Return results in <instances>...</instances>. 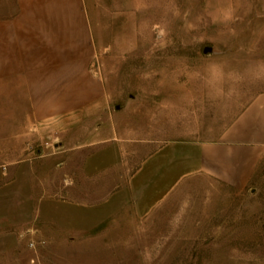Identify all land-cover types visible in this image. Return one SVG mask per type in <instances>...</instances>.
<instances>
[{
  "label": "rangeland",
  "instance_id": "rangeland-1",
  "mask_svg": "<svg viewBox=\"0 0 264 264\" xmlns=\"http://www.w3.org/2000/svg\"><path fill=\"white\" fill-rule=\"evenodd\" d=\"M84 5L95 43L88 68L104 83L94 124L25 123L14 141L0 138V264H264V144L247 181L211 168H246L251 148H217L149 214L137 211L131 181L143 154L166 141L264 130L236 118L264 93V0ZM103 121L109 135L95 125ZM175 147L192 158L166 177L200 162L197 145Z\"/></svg>",
  "mask_w": 264,
  "mask_h": 264
},
{
  "label": "crops",
  "instance_id": "crops-1",
  "mask_svg": "<svg viewBox=\"0 0 264 264\" xmlns=\"http://www.w3.org/2000/svg\"><path fill=\"white\" fill-rule=\"evenodd\" d=\"M94 54L84 0H0V138L13 140L16 128L25 123L51 121L73 126L85 119L93 125V104L104 92V83L88 68ZM242 115L251 123L264 121V93L254 96L236 118ZM110 124L95 123L105 133ZM179 144L197 145L201 153L194 157L200 162L191 170L172 172L166 177L167 167L192 158L190 150L175 147ZM259 144H264V130L247 127L239 135L220 140H173L152 147L143 154L131 176L137 211L149 214L176 182L209 165L207 155H215L217 148L226 147L231 152L238 147L251 148L252 162L246 168L239 165L228 171L217 170L216 163L211 168L213 174L225 180L247 181L257 158L254 146ZM163 147L168 148L160 155L163 161H158L160 157L151 161L155 151Z\"/></svg>",
  "mask_w": 264,
  "mask_h": 264
},
{
  "label": "water",
  "instance_id": "water-1",
  "mask_svg": "<svg viewBox=\"0 0 264 264\" xmlns=\"http://www.w3.org/2000/svg\"><path fill=\"white\" fill-rule=\"evenodd\" d=\"M211 50H212V46L211 45H204L203 52H207V51H211Z\"/></svg>",
  "mask_w": 264,
  "mask_h": 264
}]
</instances>
